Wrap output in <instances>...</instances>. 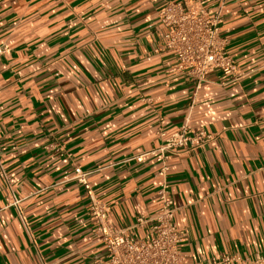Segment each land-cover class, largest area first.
I'll return each instance as SVG.
<instances>
[{"label":"crops","instance_id":"obj_1","mask_svg":"<svg viewBox=\"0 0 264 264\" xmlns=\"http://www.w3.org/2000/svg\"><path fill=\"white\" fill-rule=\"evenodd\" d=\"M166 1L0 0V264H103L72 164L128 226L158 184L153 158L132 157L185 120L214 134L167 162L186 262L264 256V0H198L221 12L242 76L211 70L197 88L158 49Z\"/></svg>","mask_w":264,"mask_h":264},{"label":"built area","instance_id":"obj_2","mask_svg":"<svg viewBox=\"0 0 264 264\" xmlns=\"http://www.w3.org/2000/svg\"><path fill=\"white\" fill-rule=\"evenodd\" d=\"M162 28L159 50L167 51L174 61V71L192 81L197 88L211 70L219 71L230 81H237L242 72L226 52V39L219 33L221 12H208L198 5V0H169L157 11ZM4 47L0 45V55ZM154 134L159 139L156 146L140 152L132 159L140 161L151 157L157 163L158 178L156 208L150 216H137L133 223L113 228L108 222V207L93 193L87 180L88 170L72 164L71 178L79 184L88 200L87 217L93 226L105 254L103 264H230L250 262L264 264V256L255 254L252 259L237 254L187 263L179 244L183 234L178 231L174 208L167 184L168 158L172 154H186L201 149L213 140L214 134L202 129L192 130L185 120L172 132L157 126ZM133 228H144L142 237L129 235Z\"/></svg>","mask_w":264,"mask_h":264}]
</instances>
